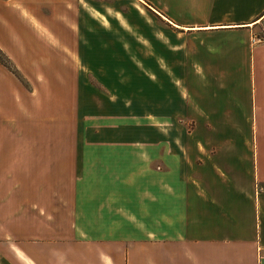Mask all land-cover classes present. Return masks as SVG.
I'll return each mask as SVG.
<instances>
[{"label": "crops", "instance_id": "obj_1", "mask_svg": "<svg viewBox=\"0 0 264 264\" xmlns=\"http://www.w3.org/2000/svg\"><path fill=\"white\" fill-rule=\"evenodd\" d=\"M139 1L186 65L141 72L154 145L83 146L80 70L0 64V264H264V0Z\"/></svg>", "mask_w": 264, "mask_h": 264}, {"label": "rangeland", "instance_id": "obj_2", "mask_svg": "<svg viewBox=\"0 0 264 264\" xmlns=\"http://www.w3.org/2000/svg\"><path fill=\"white\" fill-rule=\"evenodd\" d=\"M143 1L152 7L155 2L169 4V0ZM144 8L139 0H0V57L10 69L34 67L45 58L52 67L82 72L83 146L122 145L131 140L132 144L154 145L148 136L154 123L139 116L141 104H153L148 89L147 97L145 88L140 95L141 72L150 63L163 65L164 71L172 60L178 61L177 70H185L186 65L185 58L172 57L168 41L156 43L164 52L163 57L158 52L154 56V16ZM171 32L163 24L162 34L169 37ZM112 75H121L126 83L113 90L109 86L116 80ZM147 76L154 84V74ZM170 77L169 72L164 74L166 102L175 95ZM109 107L113 109L110 114ZM128 114L131 120H123ZM183 120L179 115L172 125L164 123V129L177 134L186 129ZM148 251L154 256L153 250Z\"/></svg>", "mask_w": 264, "mask_h": 264}, {"label": "built area", "instance_id": "obj_3", "mask_svg": "<svg viewBox=\"0 0 264 264\" xmlns=\"http://www.w3.org/2000/svg\"><path fill=\"white\" fill-rule=\"evenodd\" d=\"M261 42H264V32L262 34V37H252L251 38V43L254 44V43H261Z\"/></svg>", "mask_w": 264, "mask_h": 264}, {"label": "trees", "instance_id": "obj_4", "mask_svg": "<svg viewBox=\"0 0 264 264\" xmlns=\"http://www.w3.org/2000/svg\"><path fill=\"white\" fill-rule=\"evenodd\" d=\"M0 54L2 55V53H0ZM0 64L10 69L9 65H8L6 62H4V61L1 59V57H0Z\"/></svg>", "mask_w": 264, "mask_h": 264}]
</instances>
